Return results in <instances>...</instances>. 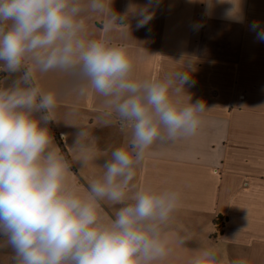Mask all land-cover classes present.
I'll return each mask as SVG.
<instances>
[{"label": "clouds", "instance_id": "clouds-1", "mask_svg": "<svg viewBox=\"0 0 264 264\" xmlns=\"http://www.w3.org/2000/svg\"><path fill=\"white\" fill-rule=\"evenodd\" d=\"M149 6L135 13L141 17L137 28L153 19ZM105 7L104 0H0V71L19 74L0 88V236L5 238L0 248L12 250L14 264H153L172 252L165 229L181 206V192L146 188L126 203L127 190L154 144L196 135L201 114L209 109L201 100L180 99L184 86L195 83L191 62L188 71L163 80H134L127 45L89 39L82 13ZM126 20L110 7L103 31ZM257 39L264 41V29ZM36 72L65 74L70 92L78 98L93 92L104 97L105 115L118 117L120 132L131 128L128 147L111 151L103 176L89 184L85 199L69 188L71 165L52 147L47 125L58 97L41 90ZM87 136L79 128L74 147L85 149ZM87 160L84 155L82 166ZM105 199L121 205L107 225L97 213ZM185 241L180 237L177 243ZM196 251L191 264H246L214 249Z\"/></svg>", "mask_w": 264, "mask_h": 264}, {"label": "crops", "instance_id": "crops-1", "mask_svg": "<svg viewBox=\"0 0 264 264\" xmlns=\"http://www.w3.org/2000/svg\"><path fill=\"white\" fill-rule=\"evenodd\" d=\"M104 2L103 12L82 13L87 37L127 45L134 80H163L188 71L185 65L191 62L195 83L184 86L180 99L201 100L209 109L201 114L196 135L154 144L127 190L126 203L146 188L181 192V206L165 229L172 252L153 264H191L198 249L264 264V41L257 39L264 29V0H153L151 6L149 0ZM146 6L153 19L137 28L141 17L135 13ZM110 7L127 20L105 33ZM13 80L2 72L0 88ZM35 82L42 91L57 94L47 125L52 147L71 165L69 188L85 199L89 184L103 176L111 151L128 147L131 128L122 133L114 114L105 115L104 97L93 92L78 98L70 92L65 74L36 72ZM79 128L88 132L83 150L74 147ZM84 155L88 160L82 166ZM120 206L99 201L100 222L110 224ZM180 237L187 240L183 245L177 243ZM0 264H14L10 248H0Z\"/></svg>", "mask_w": 264, "mask_h": 264}, {"label": "rangeland", "instance_id": "rangeland-1", "mask_svg": "<svg viewBox=\"0 0 264 264\" xmlns=\"http://www.w3.org/2000/svg\"><path fill=\"white\" fill-rule=\"evenodd\" d=\"M18 75H19V74H8L9 77H12V78H14V79H16ZM0 78H1V76H0Z\"/></svg>", "mask_w": 264, "mask_h": 264}, {"label": "trees", "instance_id": "trees-1", "mask_svg": "<svg viewBox=\"0 0 264 264\" xmlns=\"http://www.w3.org/2000/svg\"><path fill=\"white\" fill-rule=\"evenodd\" d=\"M1 75H2V72H0V76H1ZM218 219H219V217L217 218V220H218ZM214 225H215V226H218V225H220V224L218 223V221L215 220V221H214Z\"/></svg>", "mask_w": 264, "mask_h": 264}, {"label": "built area", "instance_id": "built-area-1", "mask_svg": "<svg viewBox=\"0 0 264 264\" xmlns=\"http://www.w3.org/2000/svg\"><path fill=\"white\" fill-rule=\"evenodd\" d=\"M114 120H115V123L119 126L118 117L115 114H114Z\"/></svg>", "mask_w": 264, "mask_h": 264}]
</instances>
